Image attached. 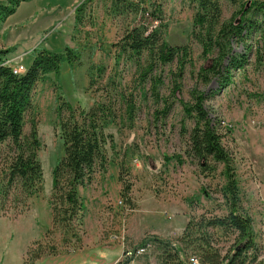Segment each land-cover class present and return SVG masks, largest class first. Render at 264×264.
I'll use <instances>...</instances> for the list:
<instances>
[{"label":"rangeland","instance_id":"374dc122","mask_svg":"<svg viewBox=\"0 0 264 264\" xmlns=\"http://www.w3.org/2000/svg\"><path fill=\"white\" fill-rule=\"evenodd\" d=\"M219 2L222 20L238 9L229 0ZM80 4L84 7L77 20ZM140 5L148 10L159 5L161 19L151 20V26L164 24L162 35L168 43L191 48V64L179 80L177 96L191 101L192 89L205 93L204 108L231 159L239 211L252 219L255 245L248 250L245 264H264V38L258 30L248 40L252 44L248 61L232 71L229 82L222 85L211 76L205 84L198 73L212 60L202 56L200 44L191 36L192 5L187 0H144ZM149 20L146 14L116 11L112 0H29L0 25V49H10L4 63L23 66L18 74L40 47L62 52L68 45L81 53L74 65L63 60L58 74L62 94L74 107L89 108L105 101L107 94L118 99L120 92L133 93L136 102L132 121L119 108L116 123L107 128L113 137L105 146V162L97 164L90 182L79 187L83 216L68 228L52 221V170L63 153L56 80L50 74L37 83L31 109L24 116L23 135H29L35 121L42 189L25 198L12 187L7 198H0V264H119L125 258L132 259L128 264H166L152 241L139 256L128 257L124 251L135 250L152 237L177 242L190 220L203 223L227 214L223 163L208 160L205 166L186 153L194 119L185 116L179 101L165 117L155 118L154 111L163 102L155 101L150 82H140L134 61L115 59L122 35ZM244 50L243 44H233L235 54ZM92 64L103 66L104 73L89 86L87 70ZM175 65H163L152 73L162 77L157 91L168 100ZM117 106H122L121 100ZM9 155V149L1 146L0 180ZM205 229L223 255L237 242L234 231ZM187 256H196L201 263L197 253L188 251Z\"/></svg>","mask_w":264,"mask_h":264},{"label":"trees","instance_id":"16d2710c","mask_svg":"<svg viewBox=\"0 0 264 264\" xmlns=\"http://www.w3.org/2000/svg\"><path fill=\"white\" fill-rule=\"evenodd\" d=\"M25 1L29 0H0V25ZM112 1L115 10L120 13L132 11L146 14L150 19L144 24L133 25L122 35L116 43L115 59L134 61L140 82H150L155 101L163 102V107L154 111L155 118L165 117L174 102L179 101L185 116L194 119L186 153L205 166L208 160L223 163L226 176L224 193L228 201L227 214L211 217L203 223L195 224L190 220L177 242L152 237L150 240H143L140 246L150 241L155 242L162 253L160 259L166 264H188V251L199 255V264H245L249 258L248 250L255 245L252 219L239 211L238 188L233 178L231 159L222 144L221 135L211 123V118L204 108L206 95L194 88L190 92L191 101H184L177 96L180 90L179 80L186 65L191 64L190 46L168 43L162 35L164 24L151 26V20L161 19L162 11L159 5L148 10L147 6L145 8L140 5L144 0H139L138 3L135 0ZM187 1L193 8L191 36L200 44L202 56L211 57L212 60L209 66L200 67L198 77L206 84L211 76H217L224 85L231 79L234 69H241L247 63L248 54L252 51V44H249L248 40L258 30L264 38V0H229L238 4V9L228 20L221 18L219 0ZM83 7V4L77 6V20ZM234 43L243 44L244 52L235 54ZM9 51L10 49H0V147L6 146L10 151L7 157L8 165L6 170H3L4 177L0 180V198H7L12 187L18 188L25 198L42 189V168L37 159L40 145L37 123L31 121L28 136L23 135V126L25 113L31 109L33 89L38 82L53 74L58 91L57 117L63 153L52 170V221L55 225L69 228L73 221L80 222L83 216L81 213L85 205L79 197V187L90 182L97 164L102 166L105 162V146L112 142L113 137L106 130L116 123L120 114L123 116L124 113L129 122L133 120L136 112L135 96L133 93L120 92L117 99L116 94L111 97L107 94L105 101H97L89 108L74 107L62 94L58 74L63 60L70 65L80 62L81 53L78 50L68 45L62 52L40 47L31 55L25 71L19 74L13 73L12 64L4 63ZM142 58H145L144 61ZM257 59L261 60L260 57ZM174 62L176 65L172 73L171 96L168 100L157 91L162 77H155L152 73L161 66ZM103 73V66L90 65L87 70L89 86L94 85L97 82L96 77ZM111 84L114 85V82L108 83ZM116 87L114 85V88ZM118 100H121L122 106H117ZM129 188L130 186H125L124 194ZM209 227L236 233L237 242L225 255L213 245L212 234L205 229ZM253 257L256 258V255ZM131 260L125 258L119 264H128Z\"/></svg>","mask_w":264,"mask_h":264},{"label":"built area","instance_id":"2783aa9c","mask_svg":"<svg viewBox=\"0 0 264 264\" xmlns=\"http://www.w3.org/2000/svg\"><path fill=\"white\" fill-rule=\"evenodd\" d=\"M23 69V66H19L18 68H13V73L17 74L19 71H21ZM149 243H146L144 246H140L138 248H136L135 250L132 249H127L124 251V255L128 256V257H136L139 256L141 254H143L147 247H149ZM188 264H199L198 260L196 257H189L188 258Z\"/></svg>","mask_w":264,"mask_h":264},{"label":"crops","instance_id":"0c3cea01","mask_svg":"<svg viewBox=\"0 0 264 264\" xmlns=\"http://www.w3.org/2000/svg\"><path fill=\"white\" fill-rule=\"evenodd\" d=\"M20 5V4H19Z\"/></svg>","mask_w":264,"mask_h":264}]
</instances>
